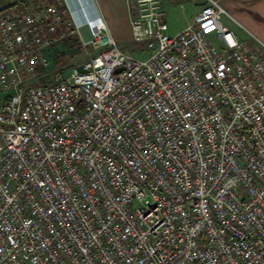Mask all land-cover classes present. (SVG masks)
<instances>
[{"label": "built area", "instance_id": "1", "mask_svg": "<svg viewBox=\"0 0 264 264\" xmlns=\"http://www.w3.org/2000/svg\"><path fill=\"white\" fill-rule=\"evenodd\" d=\"M42 1L0 11V264H264V61L224 8L125 0L140 60ZM74 35L85 73L22 76Z\"/></svg>", "mask_w": 264, "mask_h": 264}, {"label": "rangeland", "instance_id": "2", "mask_svg": "<svg viewBox=\"0 0 264 264\" xmlns=\"http://www.w3.org/2000/svg\"><path fill=\"white\" fill-rule=\"evenodd\" d=\"M207 2V0H166L164 10L166 11L165 20L170 28V35H176L184 31L194 20L199 13L198 4ZM226 12L222 16V25L228 27L236 38L246 44L250 51L257 52L264 61V40H258L245 22L240 17L228 9L226 4L228 0L218 1ZM113 5L117 8L118 17L115 18V23H107V29L111 37L116 42L119 49L128 55H131L140 60H146L150 55L148 48L150 41L136 42L132 37V30L129 24L128 15L126 12L125 0H116ZM72 36H68L71 38ZM87 40V39H86ZM219 45V44H217ZM64 53L61 54V53ZM87 53L94 54L95 52L89 47L87 50L67 51L63 41L53 44V46L44 52V56L50 61V66L43 68L38 66L34 73L22 71V76L36 85L49 84L52 81V76L56 71H61L64 77L71 75L77 66L84 63ZM7 94L0 92V108L7 98Z\"/></svg>", "mask_w": 264, "mask_h": 264}, {"label": "crops", "instance_id": "3", "mask_svg": "<svg viewBox=\"0 0 264 264\" xmlns=\"http://www.w3.org/2000/svg\"><path fill=\"white\" fill-rule=\"evenodd\" d=\"M23 1L25 0H0V11L6 10L11 6H14L15 4H20L21 7L18 6L12 8L11 10L14 11L19 10L24 7L21 4V2ZM114 1L116 2V0H63L62 7L67 9V14L65 16L66 19L73 18L69 10L73 11L74 17H76L80 21H82L84 17L83 16L84 12L87 13L90 17L96 16L98 12L107 25V23L109 22L111 24H114L115 18L118 17V14L116 13L117 8L115 7V5H113ZM213 1L218 2L220 0H213ZM42 2L44 4L50 3L49 0H45ZM165 2L166 0H163V7L165 5ZM28 3L29 5H35V4L37 5L38 3H40V0H30ZM207 3L208 2L198 4L200 11L205 5H207ZM226 6L232 12L234 11L233 13L238 15L240 19L243 20V22H245L246 26H248L250 31L253 32L254 37H256L258 40L261 41L264 40V0H228ZM126 12L130 24V13L127 4H126ZM165 17H166V11H165ZM193 22L194 20L189 26H191ZM169 32H170V28H169Z\"/></svg>", "mask_w": 264, "mask_h": 264}, {"label": "trees", "instance_id": "4", "mask_svg": "<svg viewBox=\"0 0 264 264\" xmlns=\"http://www.w3.org/2000/svg\"><path fill=\"white\" fill-rule=\"evenodd\" d=\"M29 1H30V0H27V1L23 2V3H21V4H22L23 6H30L29 3H28ZM49 1H50V2H53L54 0H49ZM18 6L21 7L20 4H15L14 6H11L10 8H8V9H6V10H11L12 8H15V7H18ZM63 44H64L65 49H66L67 51H73V50H75V51H80V49H82V46H81L80 40L78 39V36H77V35H74V36H72L71 38H67V39H65V40L63 41ZM64 53H65V51H64L63 53H61V54L64 55Z\"/></svg>", "mask_w": 264, "mask_h": 264}, {"label": "water", "instance_id": "5", "mask_svg": "<svg viewBox=\"0 0 264 264\" xmlns=\"http://www.w3.org/2000/svg\"><path fill=\"white\" fill-rule=\"evenodd\" d=\"M77 70H78L80 73H85L84 67H83L82 65L79 66V67L77 68ZM120 71H122V69L117 70V72H120Z\"/></svg>", "mask_w": 264, "mask_h": 264}]
</instances>
